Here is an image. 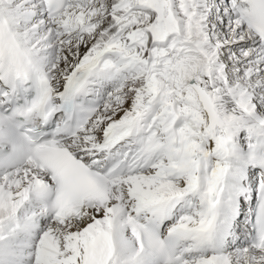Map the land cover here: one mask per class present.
Masks as SVG:
<instances>
[{
	"label": "snow or ice",
	"instance_id": "1",
	"mask_svg": "<svg viewBox=\"0 0 264 264\" xmlns=\"http://www.w3.org/2000/svg\"><path fill=\"white\" fill-rule=\"evenodd\" d=\"M0 264H264V0H0Z\"/></svg>",
	"mask_w": 264,
	"mask_h": 264
}]
</instances>
